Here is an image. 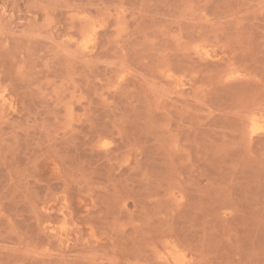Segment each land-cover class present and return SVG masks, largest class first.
<instances>
[{
    "label": "rangeland",
    "instance_id": "374dc122",
    "mask_svg": "<svg viewBox=\"0 0 264 264\" xmlns=\"http://www.w3.org/2000/svg\"><path fill=\"white\" fill-rule=\"evenodd\" d=\"M0 264H264V0H0Z\"/></svg>",
    "mask_w": 264,
    "mask_h": 264
}]
</instances>
